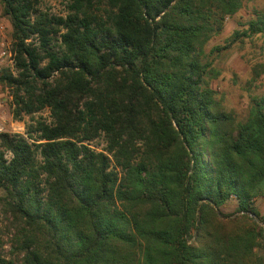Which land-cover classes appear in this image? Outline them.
I'll list each match as a JSON object with an SVG mask.
<instances>
[{
	"label": "trees",
	"instance_id": "16d2710c",
	"mask_svg": "<svg viewBox=\"0 0 264 264\" xmlns=\"http://www.w3.org/2000/svg\"><path fill=\"white\" fill-rule=\"evenodd\" d=\"M243 5L69 0L62 17L0 0V85L30 118L0 134V264H264V95L240 117L211 87L215 59L264 35V13L206 53Z\"/></svg>",
	"mask_w": 264,
	"mask_h": 264
},
{
	"label": "rangeland",
	"instance_id": "374dc122",
	"mask_svg": "<svg viewBox=\"0 0 264 264\" xmlns=\"http://www.w3.org/2000/svg\"><path fill=\"white\" fill-rule=\"evenodd\" d=\"M69 0H40V10L48 15H68ZM258 13H264V0H244L242 10L226 20L225 28L206 47L210 60L217 57L211 54L215 47L227 46L236 31H243L248 23L256 18ZM12 27L9 20L0 9V70L13 68L11 55ZM258 65H264V35H256L237 42L228 49H224L220 57L215 59L214 66L220 71V76L211 81V87L218 93L227 111H233L240 117L246 115L251 103V97L264 95V72L254 73ZM13 98L8 88L0 85V134H24L29 117L22 121L13 117ZM50 121L49 112L40 115ZM103 148L102 140L94 143ZM1 198V195H0ZM256 206L264 215V200L258 199ZM237 205L233 201L222 209L225 214H233ZM12 232L8 228V221L1 212L0 204V253L9 256Z\"/></svg>",
	"mask_w": 264,
	"mask_h": 264
}]
</instances>
